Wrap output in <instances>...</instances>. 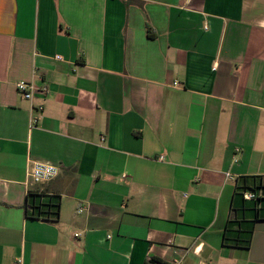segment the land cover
Returning a JSON list of instances; mask_svg holds the SVG:
<instances>
[{
	"label": "crops",
	"instance_id": "1",
	"mask_svg": "<svg viewBox=\"0 0 264 264\" xmlns=\"http://www.w3.org/2000/svg\"><path fill=\"white\" fill-rule=\"evenodd\" d=\"M152 257L264 264V0H0V264Z\"/></svg>",
	"mask_w": 264,
	"mask_h": 264
},
{
	"label": "built area",
	"instance_id": "2",
	"mask_svg": "<svg viewBox=\"0 0 264 264\" xmlns=\"http://www.w3.org/2000/svg\"><path fill=\"white\" fill-rule=\"evenodd\" d=\"M58 60H62L61 57H57ZM17 90L21 96L26 100H32L36 93L42 94L43 96H47L49 94V88L47 86L38 87L33 83H20L17 85ZM43 107L40 106L36 109L37 112H43ZM38 118H32L30 123V128L33 129L37 127ZM162 159V158H161ZM60 174V170L55 165L50 163H33L28 170V184L29 185H42L50 183L55 180ZM229 176V175H227ZM245 200H253L255 199V194L251 192H245L244 194ZM80 234H75V238H78ZM179 264V263H177Z\"/></svg>",
	"mask_w": 264,
	"mask_h": 264
},
{
	"label": "trees",
	"instance_id": "3",
	"mask_svg": "<svg viewBox=\"0 0 264 264\" xmlns=\"http://www.w3.org/2000/svg\"><path fill=\"white\" fill-rule=\"evenodd\" d=\"M251 191H253V193L255 194V199H253V200H245V198H244V194H245V192H247V191H245L244 193H243V198H244V200H245V202H250V203H253V204H255L256 206H258L259 204H260V202H261V200H262V197H261V194L259 193V191L257 192V191H255V190H251ZM252 193V192H251ZM230 226H231V222L229 221V223L227 224V231L228 230H230ZM226 231V232H227ZM227 236H226V234H225V243H229V239L228 238H226ZM233 241V240H232ZM247 245H248V243H247ZM144 264H167V263H164L163 261H161L160 259H158V258H155V257H152L151 259H149V260H147Z\"/></svg>",
	"mask_w": 264,
	"mask_h": 264
}]
</instances>
